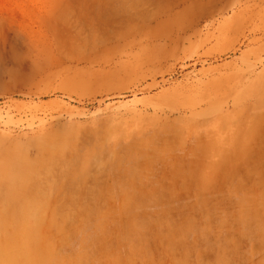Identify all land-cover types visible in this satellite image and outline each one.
I'll return each instance as SVG.
<instances>
[{
	"label": "rangeland",
	"instance_id": "1",
	"mask_svg": "<svg viewBox=\"0 0 264 264\" xmlns=\"http://www.w3.org/2000/svg\"><path fill=\"white\" fill-rule=\"evenodd\" d=\"M0 241L264 264V0H0Z\"/></svg>",
	"mask_w": 264,
	"mask_h": 264
},
{
	"label": "bare ground",
	"instance_id": "2",
	"mask_svg": "<svg viewBox=\"0 0 264 264\" xmlns=\"http://www.w3.org/2000/svg\"><path fill=\"white\" fill-rule=\"evenodd\" d=\"M20 233V232H19ZM22 233H23V231H22ZM8 240H10V239H8ZM3 241V240H2ZM6 241V240H5ZM16 240L15 239H11L10 240V245H9V248H10V246L12 245V244H15L16 242H15ZM1 242V241H0ZM15 242V243H14ZM6 244V243H5ZM19 245H16V247H18ZM12 247V246H11ZM14 247V246H13ZM10 249H2L1 251H0V253L1 254H3V259H1V260H3V264L5 263V264H11L12 263V261H14V260H17L19 257H17V255L16 254H19V253H17V252H13V251H9ZM22 255V254H21ZM1 256V255H0ZM1 263V262H0ZM26 263V262H25Z\"/></svg>",
	"mask_w": 264,
	"mask_h": 264
}]
</instances>
